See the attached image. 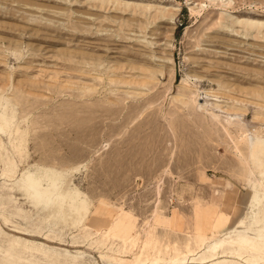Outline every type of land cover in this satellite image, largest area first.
I'll use <instances>...</instances> for the list:
<instances>
[{
    "label": "rangeland",
    "instance_id": "obj_1",
    "mask_svg": "<svg viewBox=\"0 0 264 264\" xmlns=\"http://www.w3.org/2000/svg\"><path fill=\"white\" fill-rule=\"evenodd\" d=\"M253 145L264 0H0V264H264Z\"/></svg>",
    "mask_w": 264,
    "mask_h": 264
},
{
    "label": "bare ground",
    "instance_id": "obj_2",
    "mask_svg": "<svg viewBox=\"0 0 264 264\" xmlns=\"http://www.w3.org/2000/svg\"><path fill=\"white\" fill-rule=\"evenodd\" d=\"M235 24H240V22L237 21ZM252 148H253L252 149L253 150V158L256 161L261 162V165H263L264 163L262 162V158H264V151H260L259 146H257V145H253ZM260 177H261V182L255 183L254 190H253V193L251 195V201H250V206H251L250 215H252L251 217L253 219H259V215L264 213V171L260 172ZM57 181H58V176L56 174H53L51 178H47L45 180H42V179L37 178L35 176H29V177H24V179L21 181V185H22L21 188H23V190L26 192V194L28 195V197L30 199L36 201V203L38 204L41 201V199H43L44 197L48 198L50 195H52L54 189L57 187V184H56ZM44 182L47 183V188L42 187ZM64 200H65V198L62 197L59 201L54 203L53 207L50 209L51 212H52V209H55L56 215L62 216L64 214L63 211H65L66 209H69V208H66V206L64 205ZM84 212H85V204L83 202H81V204L78 207H76L75 211H73L72 213L77 215V216H80ZM260 221H258L257 223H259ZM231 234H233V235L238 234L239 235L237 230H233L232 232L229 233V235H231ZM230 237L231 236L226 237V235H225V238H230ZM260 238H261L262 242L259 244V246H261V247H259L258 249H259V253L263 254V252H264V234H262L261 232H260ZM249 242L250 241L248 239H245L241 236H237L236 240H230V241H225V240L220 238V239H217L216 241H214L209 246V249L212 253H214V256H217V255H219L220 251L226 246L231 247V248H236L239 245L242 246V244L243 245H249L250 244ZM252 250H255V249L252 248ZM263 256H264V254H263ZM199 260L201 262L207 261V259H199ZM192 261L195 262L198 260L192 259ZM175 263H179V262H175ZM249 264H254V263L250 262Z\"/></svg>",
    "mask_w": 264,
    "mask_h": 264
}]
</instances>
